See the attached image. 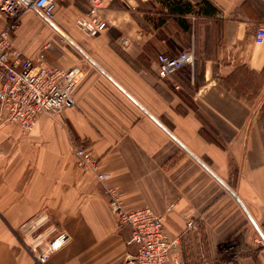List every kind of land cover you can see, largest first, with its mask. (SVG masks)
Segmentation results:
<instances>
[{
  "label": "crops",
  "instance_id": "0c3cea01",
  "mask_svg": "<svg viewBox=\"0 0 264 264\" xmlns=\"http://www.w3.org/2000/svg\"><path fill=\"white\" fill-rule=\"evenodd\" d=\"M86 5L56 0L52 24L28 10L11 33L13 55L82 75L60 113H40L26 133L0 126V264H39L29 246L61 232L42 264H125L135 253L76 147L109 171L104 184L126 208L148 207L167 236L182 235L187 264H264V38L254 40L264 0H103L96 36L74 25ZM191 44L192 67L158 76L159 53ZM223 238L243 249L238 261L220 256Z\"/></svg>",
  "mask_w": 264,
  "mask_h": 264
},
{
  "label": "built area",
  "instance_id": "2783aa9c",
  "mask_svg": "<svg viewBox=\"0 0 264 264\" xmlns=\"http://www.w3.org/2000/svg\"><path fill=\"white\" fill-rule=\"evenodd\" d=\"M103 0H87L85 11L78 15L74 25L89 36H96L107 26L102 15ZM36 10L48 23H53L56 0H0V13L6 18L0 26V126L17 125L22 133L28 132L40 113H60L69 95L82 75L79 66L61 68L47 63L41 55L19 57L12 54L11 33L28 10ZM264 38V25L257 28L254 40ZM157 74L165 77L182 66L194 64V45L174 55H157ZM77 165L91 172L104 185L106 206L118 227L130 228V242L135 253L125 264H187L180 250L181 236L169 237L163 230L162 217L148 207L126 208L118 191L104 183L111 177L109 171L100 169L98 160L87 149L73 150ZM194 225L186 222L184 233ZM67 239L61 232L42 249L29 246L37 263L42 264L48 254ZM219 253L229 261H238L243 250L233 239L218 242Z\"/></svg>",
  "mask_w": 264,
  "mask_h": 264
},
{
  "label": "rangeland",
  "instance_id": "374dc122",
  "mask_svg": "<svg viewBox=\"0 0 264 264\" xmlns=\"http://www.w3.org/2000/svg\"><path fill=\"white\" fill-rule=\"evenodd\" d=\"M262 79H263V81H264V74H263V76H262ZM257 80H259V79H257ZM254 91H258V86H257V88L255 87V85H254V83H251V84H248V89L246 90V95H247V98H248V100H254ZM264 96V90L262 91V95H260V97H263ZM257 100H258V98H257ZM223 239H225V238H223ZM222 240V239H221ZM220 240V241H221ZM261 241H263V240H261ZM262 243V242H261ZM238 245H239V243H237ZM262 244H264V243H262ZM240 246V245H239ZM240 248H241V246H240ZM217 249H218V251H219V245L217 246ZM242 249V248H241ZM243 250V249H242ZM243 256V255H242ZM235 262V261H234Z\"/></svg>",
  "mask_w": 264,
  "mask_h": 264
}]
</instances>
